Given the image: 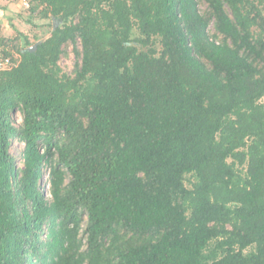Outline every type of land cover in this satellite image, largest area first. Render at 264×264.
I'll list each match as a JSON object with an SVG mask.
<instances>
[{"label": "trees", "instance_id": "obj_1", "mask_svg": "<svg viewBox=\"0 0 264 264\" xmlns=\"http://www.w3.org/2000/svg\"><path fill=\"white\" fill-rule=\"evenodd\" d=\"M27 1L53 30L0 33V264H264V0Z\"/></svg>", "mask_w": 264, "mask_h": 264}, {"label": "rangeland", "instance_id": "obj_2", "mask_svg": "<svg viewBox=\"0 0 264 264\" xmlns=\"http://www.w3.org/2000/svg\"><path fill=\"white\" fill-rule=\"evenodd\" d=\"M30 6L31 4L27 0H0V33L4 39L13 40L17 38L20 46L24 47L25 40L27 39L34 43L35 40H37L36 44H39L51 36L53 28H50L49 24L51 25L52 20L40 19L37 15L32 17L29 12ZM201 9L205 11L206 5L201 4ZM55 26H57V23ZM210 30L214 31L213 25H211ZM135 36H137V33L134 34V37ZM79 46L80 45H78V47ZM12 52L14 53V59L18 61V54L13 50ZM77 61L73 46L69 44L65 47L64 55L59 61V65L63 73L68 75L72 74ZM15 121L16 123H20L22 121V117L18 115ZM22 148L23 144L14 142L11 152L14 156H18L19 150ZM17 165L20 166L21 161H19ZM47 177L48 173L45 174L42 181L44 192L47 191L48 188Z\"/></svg>", "mask_w": 264, "mask_h": 264}, {"label": "built area", "instance_id": "obj_3", "mask_svg": "<svg viewBox=\"0 0 264 264\" xmlns=\"http://www.w3.org/2000/svg\"><path fill=\"white\" fill-rule=\"evenodd\" d=\"M4 49H0V70H7L16 65L10 57H4L2 52Z\"/></svg>", "mask_w": 264, "mask_h": 264}, {"label": "water", "instance_id": "obj_4", "mask_svg": "<svg viewBox=\"0 0 264 264\" xmlns=\"http://www.w3.org/2000/svg\"><path fill=\"white\" fill-rule=\"evenodd\" d=\"M38 45H39V44L34 45L33 47H31V48L29 49V51H30V52L35 51Z\"/></svg>", "mask_w": 264, "mask_h": 264}]
</instances>
